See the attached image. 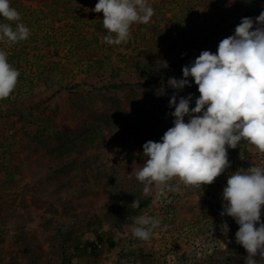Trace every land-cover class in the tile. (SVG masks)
<instances>
[{"label": "rangeland", "instance_id": "1", "mask_svg": "<svg viewBox=\"0 0 264 264\" xmlns=\"http://www.w3.org/2000/svg\"><path fill=\"white\" fill-rule=\"evenodd\" d=\"M185 1L188 5L175 6L173 0H149L155 14L147 24L148 26L133 25L131 38L134 40L137 37L148 38L150 32L148 27H151L154 21H158V13H164L173 20L177 16L180 17L183 31L193 38L204 37L211 23L209 18L211 14L208 11L210 10L211 13L218 11L216 7L221 1H224L225 4L230 2L229 0H217L207 10L204 9L207 4L206 0ZM97 2L98 0H85L90 13L89 17H91L89 22L92 25H97L103 19L102 12L92 11ZM49 6L44 7L42 3L36 1H24L22 7L24 15L21 16V20L30 25V34L40 33L43 35L49 28L51 29L50 34L62 42L65 31L62 24H56L51 28L46 22L40 20V12L48 11ZM235 9L233 8V10ZM87 16L88 14L85 13V17ZM221 18L229 25L235 21L224 14L221 15ZM160 28H163L162 25ZM171 29L173 30L175 27ZM172 30H170V34H172ZM105 45L102 46L101 51H105V55H110V61L115 62L114 68L119 71L115 80L112 79L118 84L115 89L117 97L123 99L122 102L126 104L114 107V104L109 101L108 103L97 102L96 111L101 114L98 124L102 126L104 119H112L119 120V125L113 129L112 134L109 133L110 130L107 126L99 127L98 141L100 139L102 141L95 146L94 151L89 153L99 154L104 165L103 171L109 172L110 178L106 180L103 177L100 183L122 180L121 193H123L137 182L134 178L135 170L143 165L139 159L130 160L127 157L130 155L128 149L130 151L134 149L127 143L138 140L141 142L140 144H144L149 140H160L167 129L172 126L171 112L174 109H170L168 104L173 91L165 85L166 94L157 96V90L167 84L168 79L157 82L152 71L136 69L132 64L131 51H126L123 44L109 45L106 43ZM27 47V54L22 66L30 75L34 74L36 67L51 61L63 64L73 75H79L84 71L85 66L70 55L69 46L60 47L59 57L53 54L52 49L48 51L43 47V53L35 55L31 52L33 46ZM135 47H141V41H136ZM0 49L5 51V46H2V43H0ZM197 54H194L195 57ZM110 70L111 68L106 67V71ZM82 77L81 75L76 77L75 81L71 83H81ZM89 82V86L80 87L78 91L84 94L90 92L91 84H96L100 88L101 85H106L108 78L106 81L103 79L100 81L94 77L86 83ZM102 82L104 83L101 84ZM23 87L20 88L22 96L16 100L13 97V102L21 113L40 100L44 99L46 102L40 106L38 111H31L33 118L31 116H28V119L14 117L12 121L16 127L6 129L0 134V264H24L22 249L27 243L39 244L45 250L48 249L46 241L48 234L42 228L48 215L43 208L24 209L25 206L31 205L30 202L33 199L31 196L34 195L31 194L26 198L23 196L24 187L28 184L32 185L30 173L48 161L44 156L45 152L37 154L32 152L34 144L26 139L23 132L21 133L20 127L24 126L26 131H33V126L26 122L23 124L22 121L31 119L36 122L39 120L38 124L40 125L51 117V112L56 107H59L60 111L54 120L71 130L77 128L79 120L84 121V116H80L68 107L67 95L64 93L51 99L49 97L53 91L43 86L35 88L32 94ZM188 94H192L194 97L191 105L194 107L195 98L199 96L194 83L191 87L181 91L179 96L186 97ZM185 119L187 120V117ZM28 145L31 148L25 150ZM228 158L231 167L217 177L211 185H205L202 188L181 185L179 191L169 192L160 200L155 199L154 193L147 195L151 200V205L142 214L155 216L161 221V227L154 231L149 241H140L133 237L131 234L133 223L118 230L104 222L105 216L111 210V204L110 197L104 194L103 188L99 186L100 183L92 184L87 188H83L80 183L73 187L66 186L63 192L67 193L68 200L75 206V209L72 214H66L58 208L57 216L64 217L66 223L71 220L79 221V223L103 220V231L107 233L106 239L110 237L111 240H107V244L102 248L105 250L101 254L94 255L96 256L95 264H118L119 255L127 250L135 251L147 259L149 264H197V261H200V264H245L244 258L247 256L245 249L242 251L235 249V233L239 226L233 218L220 215L222 211L221 193L230 173H234L239 168L247 169L253 164L264 165V153L259 152L252 145L241 142V145H238L236 149L228 150ZM172 183H178V181ZM78 188L79 192L76 193ZM37 203L39 205V201ZM261 222H264V208H262ZM230 251L233 253L227 254ZM71 264L83 263L72 258Z\"/></svg>", "mask_w": 264, "mask_h": 264}, {"label": "trees", "instance_id": "2", "mask_svg": "<svg viewBox=\"0 0 264 264\" xmlns=\"http://www.w3.org/2000/svg\"><path fill=\"white\" fill-rule=\"evenodd\" d=\"M24 1H36L42 3L44 7L50 5L48 11L40 12V20L46 22L51 28L56 24H62L61 26L65 28L64 40L59 42L58 38L50 34L51 29L48 28L43 35L40 33L30 34L26 41L17 44L2 43V46H5L9 62L19 70L20 76L14 91L7 98L0 99V134L6 129L16 127L12 121L14 117L28 119V116H31L33 118L31 111H38L40 106L46 102L44 99L40 100L21 113L13 102L14 99L22 96L21 86L27 88L31 94L35 88L43 86L53 91L49 97L51 99L64 93L67 95L68 107L80 116H84V121L79 120V124L74 130L54 120L59 115V107H56L51 112V117L40 125L38 124L39 120L36 122L31 119L22 121L23 124L26 122L33 126V131H26L24 126L20 127L21 133L23 132L26 139L34 144L32 152L35 154L45 152L44 156L48 161L30 173L32 185H26L23 192L25 198L31 194L34 195L31 196L33 197L31 205L25 206L24 209L43 208L48 215L42 226L43 231L48 234L46 237L48 249L45 250L39 244L27 243L22 249L24 264H71L72 258H76L83 264H95L96 256L94 255L101 254L105 250L102 248L107 244V240H111L110 237L106 239L107 233L103 231V220L81 223L71 220L66 223L64 217H58L57 214L58 208L66 214H72L75 209V206L68 200L67 193L63 192L66 186L73 187L80 183L83 188H87L92 184H99L103 177L106 180L110 178L109 172L103 171L104 165L100 160V155L89 152L94 151L95 146L102 141V139L98 141L99 127L107 126L110 130L109 133L112 134L113 129L119 125V120L104 119V124L101 126L98 124L101 114L96 111L97 102L108 103L109 101L114 104V107L126 104L122 102L123 99L117 97L115 89L118 84L112 80L118 76L119 71L114 68L115 62L110 61V55H105L104 50V52L101 51L102 46H106L104 37L107 35V30L102 24L103 19L97 23L98 26L89 22L91 17H89L90 13L85 0H12L11 6L16 8L21 16L24 15L22 11ZM216 1L206 0L207 4L204 9H210L212 3ZM229 1V4H225L224 1L218 3L216 7L218 11L213 13L208 11L211 14L209 17L211 23L204 37L189 36L182 30L183 23L180 17L177 16L173 20L164 13H158V21H154L152 26L148 27L150 30L148 38L137 37L134 40L130 37L129 41L123 44V48L126 51H131L133 66L136 69L152 71L157 82L170 77L179 79L182 77V68L194 61L201 51L208 50L215 53L218 43L225 37L234 34L235 27L242 18H255L264 10V0ZM173 3L175 6L188 5L185 0H173ZM221 4L223 5L221 6ZM233 8L236 9L233 10ZM85 13L88 14L87 17H85ZM223 14L229 19L235 20L233 24H227L221 18ZM160 24L163 28H160ZM25 25L30 28L29 24ZM173 27L175 29L172 30ZM170 30H172V34H170ZM136 41H141V47H135ZM30 45L33 46L31 52L35 55L42 54L44 47L48 51L52 49L56 57H59L60 47L69 46L70 55L85 66L84 71L79 75H73L63 64L51 61L36 67L34 74L30 75L22 66L27 54V46ZM195 53H198L196 57ZM106 67L111 70L106 71ZM80 75L83 76V79L80 80L81 83H71ZM94 77L100 81L102 79L106 81L108 78V82L106 85L102 82L103 85L100 88L96 84H91V90L86 94L78 91L80 87L89 86L90 82H86ZM165 85L167 86V84L163 86ZM31 94L29 93L30 96ZM140 143L138 140L127 143L134 148L132 151L128 149L130 155L127 157L130 160L139 159L144 163L146 158L143 156V144ZM242 143L248 144L246 141ZM25 148L28 150L31 147L28 145ZM57 180L60 182L57 183ZM121 183L122 180H112L99 184L103 188L104 194L110 197L111 204V210L105 216L104 222L118 230L133 223L134 218L141 215L151 205V200L143 194V186L138 181L123 193H121ZM75 192H79V188ZM135 200L139 201V207L131 205ZM88 235L90 237L87 238ZM235 249L242 251L243 247L235 243ZM231 253L233 251L227 254ZM118 264H149V262L135 251L127 250L119 255ZM197 264H200V261H197Z\"/></svg>", "mask_w": 264, "mask_h": 264}, {"label": "clouds", "instance_id": "3", "mask_svg": "<svg viewBox=\"0 0 264 264\" xmlns=\"http://www.w3.org/2000/svg\"><path fill=\"white\" fill-rule=\"evenodd\" d=\"M92 11L103 13L104 40L109 45L126 44L132 26L148 24L155 14L149 0H98ZM29 37L30 29L18 10L10 0H0V43L17 44ZM19 76L0 49V99L14 91ZM192 83L199 93L194 107L192 94L179 96ZM167 86L174 90L168 104L174 109L172 126L159 141L143 144L146 159L135 170L143 194L154 193L156 200L179 191L181 185L213 184L231 167L228 150L243 141L264 153V10L255 18H242L215 53L201 51L182 68V77H170ZM165 94L162 85L156 95ZM221 198L220 215L233 218L239 226L235 242L247 253L245 264H264V165L230 173ZM131 205L139 207V201ZM160 227V219L142 214L134 218L131 234L149 241Z\"/></svg>", "mask_w": 264, "mask_h": 264}]
</instances>
